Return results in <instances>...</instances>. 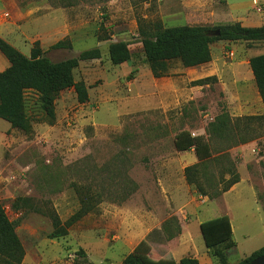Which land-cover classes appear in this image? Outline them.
I'll use <instances>...</instances> for the list:
<instances>
[{
	"label": "rangeland",
	"instance_id": "1",
	"mask_svg": "<svg viewBox=\"0 0 264 264\" xmlns=\"http://www.w3.org/2000/svg\"><path fill=\"white\" fill-rule=\"evenodd\" d=\"M235 22L264 24V0H0V37L21 53L35 40L52 61L100 52L73 70L87 87L85 102L62 90L50 118L38 93L25 90L30 130L0 118V201L24 250L20 264H123L141 240L152 264L184 256L218 264L199 224L224 214L230 264L264 246V105L248 64L264 53V40H217L208 62L170 60L159 76L141 45L158 27ZM59 40L69 47L52 48ZM115 41L130 51L120 64L108 57ZM7 65L0 53V71ZM217 119L227 123L220 134L211 131ZM182 130L211 151L198 164L204 194L184 175L198 162L194 150L174 148ZM231 174L238 181L222 191ZM83 202L90 210L65 235L49 237L50 214L63 223Z\"/></svg>",
	"mask_w": 264,
	"mask_h": 264
},
{
	"label": "trees",
	"instance_id": "2",
	"mask_svg": "<svg viewBox=\"0 0 264 264\" xmlns=\"http://www.w3.org/2000/svg\"><path fill=\"white\" fill-rule=\"evenodd\" d=\"M264 40V24L243 26L238 22L216 26L177 25L158 27L152 34L143 33L141 45L144 58L151 66L155 76L170 60H179L185 67L197 66L210 60V44L217 40ZM67 40H59L52 48L69 47ZM0 53L8 65L0 71V118L7 121L11 128L29 131L23 99L25 90L38 93L41 110L50 118L55 115V98L62 90L73 88L79 102L87 100V87L81 80L75 81L74 68L82 60L100 57L98 48L81 51L77 56L52 61L43 54L39 42L35 40L29 55L17 50L13 45L0 37ZM108 57L111 63L120 64L130 58V51L123 41L111 42L108 46ZM257 91L264 105V53L254 55L248 60ZM160 68V69H159ZM264 119V115L262 116ZM227 128L225 120L217 119L211 124V131L220 134ZM174 148L178 151L194 150L197 163L184 169L185 179L189 184L204 194L197 180L198 164L211 155L208 143L200 135H191L186 130L178 132L173 139ZM238 181L236 174L225 181L222 191H226ZM90 202H83L81 207L65 222L57 215L50 214L52 229L49 237H61L67 228L90 210ZM199 229L204 244L216 256L218 264H230L224 251L234 245L231 238V225L227 215H219L200 222ZM149 246L146 241H139L127 253L123 264H152L149 257ZM264 254V246L252 251L249 255L233 264H250L256 257ZM24 250L15 231L14 222L7 217L0 201V264H20ZM178 264H199L192 256H184Z\"/></svg>",
	"mask_w": 264,
	"mask_h": 264
},
{
	"label": "water",
	"instance_id": "3",
	"mask_svg": "<svg viewBox=\"0 0 264 264\" xmlns=\"http://www.w3.org/2000/svg\"><path fill=\"white\" fill-rule=\"evenodd\" d=\"M250 264H264V254L256 257Z\"/></svg>",
	"mask_w": 264,
	"mask_h": 264
}]
</instances>
